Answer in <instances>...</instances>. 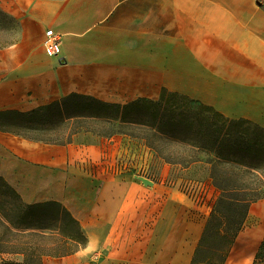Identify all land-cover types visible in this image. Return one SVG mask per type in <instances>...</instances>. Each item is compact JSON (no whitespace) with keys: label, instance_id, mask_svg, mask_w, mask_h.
<instances>
[{"label":"crops","instance_id":"obj_1","mask_svg":"<svg viewBox=\"0 0 264 264\" xmlns=\"http://www.w3.org/2000/svg\"><path fill=\"white\" fill-rule=\"evenodd\" d=\"M48 30L58 56L46 54ZM162 90L264 128V0H0V112L70 94L123 106ZM99 140L50 145L0 131V176L26 204H61L85 237L43 264H192L216 195L205 206L167 165L140 175L148 185L109 172L117 142L105 153ZM263 238L264 196L213 264H253Z\"/></svg>","mask_w":264,"mask_h":264},{"label":"trees","instance_id":"obj_2","mask_svg":"<svg viewBox=\"0 0 264 264\" xmlns=\"http://www.w3.org/2000/svg\"><path fill=\"white\" fill-rule=\"evenodd\" d=\"M56 126L68 129L64 142L54 143V137L44 135ZM132 127L150 133L139 138L164 164L184 172L206 171L218 196L192 264L223 262L249 207L264 196V128L246 119L226 118L210 106L165 90L157 100L138 99L123 106L70 94L28 112H0L1 132L50 145L70 144L80 132L109 139L127 135L121 128ZM154 142L178 143L181 149L164 158ZM84 245L77 221L61 204H26L0 176V255L22 257L20 262L0 259V264H43L44 258L65 257ZM211 251L221 255L218 261L201 258ZM253 264H264V238Z\"/></svg>","mask_w":264,"mask_h":264},{"label":"rangeland","instance_id":"obj_3","mask_svg":"<svg viewBox=\"0 0 264 264\" xmlns=\"http://www.w3.org/2000/svg\"><path fill=\"white\" fill-rule=\"evenodd\" d=\"M86 127V125H85ZM121 132H125V134H116L113 137L109 139H100L97 136L89 133L83 134V132H80L79 135H76L73 137V142H92L96 139H100L99 141H102V144H104L106 150L105 153L108 152L109 147H113L114 143L117 142V146L115 147V150L110 151L111 157L108 156L110 159H112L111 162H106L105 166L106 169L109 172L114 171L115 173H129V174H137L145 175L146 177H152L154 179L158 178L160 171L162 167L166 164L163 163V161L156 157V155L150 151L147 147L144 146L145 141L140 136H147L150 133L140 131L139 128L132 127L131 129H123L121 128ZM68 129L62 128L61 126H56L55 129H52L51 131L46 132L44 135L54 137L53 142H64L68 136ZM96 138V139H94ZM111 139V140H110ZM104 141V142H103ZM72 142V143H73ZM153 147L160 153L162 157H167L173 152H178L181 147L178 143L175 145H167L166 143L162 142H154ZM106 160V157L104 158ZM102 159L101 161H105ZM168 166V165H167ZM170 167V166H169ZM171 168V167H170ZM171 175H170V181L177 183L183 188H194V186H199L200 191L202 192L201 196V202L205 204V206H209L212 203V197L216 195L218 196V192L213 187L212 194L209 193V189H206V187L211 185L210 181L206 178V171H204L201 168L192 169L190 171L184 172L181 170L179 166H175L174 168H171ZM205 172V173H204ZM143 177V176H142ZM186 180H191V182H188ZM200 182V183H197ZM197 183V184H193ZM215 202V201H214ZM213 202V204H214ZM213 207V205H212ZM210 241L213 242L215 246V239L210 238ZM206 247H209L206 244ZM211 250V249H209ZM213 253H205L201 258L208 256L207 258H210V261H218L221 257L220 254H215L214 251H211ZM0 259H7L12 261L20 262L22 260L21 255L19 254H10V255H0Z\"/></svg>","mask_w":264,"mask_h":264},{"label":"built area","instance_id":"obj_4","mask_svg":"<svg viewBox=\"0 0 264 264\" xmlns=\"http://www.w3.org/2000/svg\"><path fill=\"white\" fill-rule=\"evenodd\" d=\"M45 36L47 39L46 48H45L46 54L48 56H58L59 52H60L59 43H58L59 38L53 33L52 30L46 31ZM192 189L196 190L195 194H196L197 198L199 200H201V196H203V195L199 189V186H194V188H192Z\"/></svg>","mask_w":264,"mask_h":264},{"label":"water","instance_id":"obj_5","mask_svg":"<svg viewBox=\"0 0 264 264\" xmlns=\"http://www.w3.org/2000/svg\"><path fill=\"white\" fill-rule=\"evenodd\" d=\"M135 179H137L138 181H140L141 183L145 185L151 184V182L148 179L142 176H135Z\"/></svg>","mask_w":264,"mask_h":264}]
</instances>
